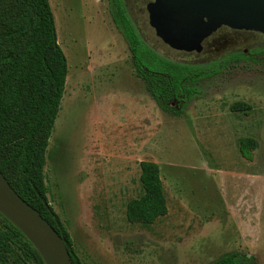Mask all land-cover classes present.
I'll list each match as a JSON object with an SVG mask.
<instances>
[{"label": "rangeland", "instance_id": "374dc122", "mask_svg": "<svg viewBox=\"0 0 264 264\" xmlns=\"http://www.w3.org/2000/svg\"><path fill=\"white\" fill-rule=\"evenodd\" d=\"M68 60L45 166L48 200L83 264H211L242 252L264 264V53L199 83L181 115L165 112L136 75L110 0H49ZM141 36L164 57L210 63L264 47V34L222 30L201 52L165 44L149 0H124ZM211 44V46H210ZM242 101L249 113L232 111ZM258 141L253 160L239 142ZM159 164L168 214L131 223L141 162Z\"/></svg>", "mask_w": 264, "mask_h": 264}, {"label": "trees", "instance_id": "16d2710c", "mask_svg": "<svg viewBox=\"0 0 264 264\" xmlns=\"http://www.w3.org/2000/svg\"><path fill=\"white\" fill-rule=\"evenodd\" d=\"M113 20L128 44L136 75L165 112L181 115L197 94L199 83L231 66L264 53H231L210 63L170 60L139 33L124 0H110ZM68 60L58 43L56 21L49 0H0V171L17 193L58 231L73 264H83L74 241L48 200L45 166L49 140L61 110L68 77ZM232 111L249 113L237 101ZM258 141L244 137L241 155L253 160ZM142 194L127 204L129 222L150 225L168 214L161 177L154 161L141 162ZM255 258L229 252L211 264H254ZM0 264H45L24 234L0 213Z\"/></svg>", "mask_w": 264, "mask_h": 264}, {"label": "water", "instance_id": "95a60500", "mask_svg": "<svg viewBox=\"0 0 264 264\" xmlns=\"http://www.w3.org/2000/svg\"><path fill=\"white\" fill-rule=\"evenodd\" d=\"M147 12L156 35L184 52L201 53L204 41L222 26L264 34V0H150ZM0 213L32 243L45 264H73L62 236L1 171Z\"/></svg>", "mask_w": 264, "mask_h": 264}, {"label": "flooded vegetation", "instance_id": "af4514ba", "mask_svg": "<svg viewBox=\"0 0 264 264\" xmlns=\"http://www.w3.org/2000/svg\"><path fill=\"white\" fill-rule=\"evenodd\" d=\"M150 1V0H149ZM148 4V3H147ZM146 9H147V5H146ZM224 31V30H230V31H234V33H236V32H257V31H252V30H243V29H233V28H230V27H227V26H222V27H220L217 31H215L208 39H206L205 41H204V43H203V50L207 47V45H208V42H209V40L213 37V35L214 34H216L217 32H219V31ZM258 33H261V32H258ZM261 34H263V33H261ZM210 46H211V44H210ZM258 48V47H257ZM259 48H261V47H259ZM252 49H254V48H251V47H247V48H241V49H234V50H229V51H227L222 57H225V56H227V55H229V54H231V53H234V52H238V51H242V52H244L245 54H249L250 53V51L252 50ZM256 53H252V56L253 55H255Z\"/></svg>", "mask_w": 264, "mask_h": 264}]
</instances>
